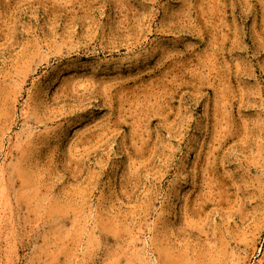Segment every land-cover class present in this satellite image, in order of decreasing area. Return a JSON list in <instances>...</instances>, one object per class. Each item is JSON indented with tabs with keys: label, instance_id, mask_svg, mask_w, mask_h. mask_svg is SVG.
Returning <instances> with one entry per match:
<instances>
[{
	"label": "rangeland",
	"instance_id": "374dc122",
	"mask_svg": "<svg viewBox=\"0 0 264 264\" xmlns=\"http://www.w3.org/2000/svg\"><path fill=\"white\" fill-rule=\"evenodd\" d=\"M0 264H264V0H0Z\"/></svg>",
	"mask_w": 264,
	"mask_h": 264
}]
</instances>
